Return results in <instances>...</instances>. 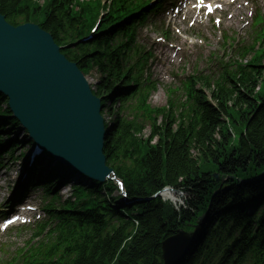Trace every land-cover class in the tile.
<instances>
[{"label":"trees","instance_id":"16d2710c","mask_svg":"<svg viewBox=\"0 0 264 264\" xmlns=\"http://www.w3.org/2000/svg\"><path fill=\"white\" fill-rule=\"evenodd\" d=\"M100 1L0 0V14L9 24L38 25L55 44L67 46L61 53L82 73L96 69L100 78L94 94L115 115L103 153L133 203L123 209L127 217L108 205L84 216L85 229L70 249H62L68 252L65 264H161V242L176 230L193 225L202 214L206 217L201 229L205 236L180 264L244 261L257 243L256 237L249 238L254 223L260 227L258 218L264 217V58H257L250 71L228 75L229 89L202 81L200 87L210 94L213 105L202 89L197 90L193 102L200 107L198 111H189L180 119L168 111H157L145 136L115 108V97L132 89L128 88L129 76L121 73L116 78L105 72L107 63L114 64L115 51L105 47L113 31L104 30L110 16L128 15L123 10L125 0H113L99 36L81 42L89 31L88 22L105 9ZM2 104L6 100L0 95V115H7L0 128L16 126ZM16 145L8 150L10 158ZM164 187L184 191L185 209L177 211L160 198H151ZM100 188L108 195L113 192L112 183L92 190ZM245 200L255 208L263 207L262 213L256 210L247 215Z\"/></svg>","mask_w":264,"mask_h":264},{"label":"water","instance_id":"95a60500","mask_svg":"<svg viewBox=\"0 0 264 264\" xmlns=\"http://www.w3.org/2000/svg\"><path fill=\"white\" fill-rule=\"evenodd\" d=\"M0 92L38 145L82 173L102 179L104 133L98 99L91 96L75 65L58 54L47 33L33 25L13 29L1 16ZM198 228L166 238L161 243L162 264H178Z\"/></svg>","mask_w":264,"mask_h":264},{"label":"rangeland","instance_id":"374dc122","mask_svg":"<svg viewBox=\"0 0 264 264\" xmlns=\"http://www.w3.org/2000/svg\"><path fill=\"white\" fill-rule=\"evenodd\" d=\"M247 31H248V29H245L244 37H245V34L247 33ZM204 35L207 37L208 42L210 44L209 51L214 50L217 42L215 40L210 39V35L208 32H204ZM217 53H219V51H216V54ZM208 64L209 63H206V62L199 63L198 67L203 68V67H206ZM151 71H153V68H151ZM98 79H99V76L94 71L90 72V74L87 76V81L89 82L91 88ZM175 86H176V84H170L169 85V87H171V88H173ZM167 87H168V85L165 83H158V85H156L155 92L152 94V96L150 98V103L152 106L160 107L162 105H165V103L167 101V94H166V88ZM104 119L108 122L111 121L107 114H104ZM19 130L20 129H17L15 131L10 130V132H7V133L1 132L0 135H2L3 139L5 140V137L7 136V134L10 133V134H12V139L15 138V140L17 142H20L22 136L20 134H17ZM12 131H14V132L12 133ZM27 146L28 145L26 144V142H24L23 147H19L17 149V151L15 152V155L18 156L19 154H21L22 150L23 151L25 150L27 152L25 155V159H27L28 153L30 151V148ZM3 162H4V164L0 168V205L3 207V211H6L7 208L11 205L12 200L14 198V196H13L9 200L8 195L11 191H14L17 188L18 182L21 179L20 177L24 172V166L23 165L21 166L20 161H17V162L8 161L7 156H3ZM26 163H27V161H26ZM115 182L117 184V189L119 191L118 190L115 191L113 193V195H115V196L116 195H122V193H121L122 191H120L121 187L118 185L116 180H115ZM72 183L77 184L78 180H75ZM60 191L63 194L64 198H66L68 196V192L66 189L60 190ZM174 198L176 200L175 202H173L174 205L176 203H181L179 201L177 195H175ZM30 234H31V232L29 230H23L20 234L10 233V234L5 235L0 240V245L1 244L6 245L4 253L0 252V264H1V262H6L10 258H12L15 255V252L25 245L26 241L30 237Z\"/></svg>","mask_w":264,"mask_h":264},{"label":"bare ground","instance_id":"6f19581e","mask_svg":"<svg viewBox=\"0 0 264 264\" xmlns=\"http://www.w3.org/2000/svg\"><path fill=\"white\" fill-rule=\"evenodd\" d=\"M163 196H165V194H163Z\"/></svg>","mask_w":264,"mask_h":264}]
</instances>
